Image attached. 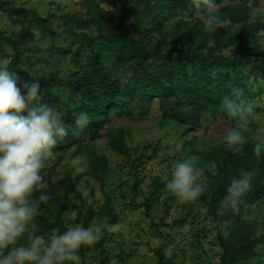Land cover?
<instances>
[{
	"label": "trees",
	"instance_id": "obj_1",
	"mask_svg": "<svg viewBox=\"0 0 264 264\" xmlns=\"http://www.w3.org/2000/svg\"><path fill=\"white\" fill-rule=\"evenodd\" d=\"M75 1L82 3L83 15L43 17L37 10L12 9L6 0H0V13L19 16L22 31L17 36H8L0 26V64L10 60L6 66L18 76L21 86L26 81L39 80L38 103L58 111L68 132L65 137H57L53 149L55 159L42 170L44 177L60 165L65 152L75 148L87 158L88 170L82 175L95 179L105 189L109 160L91 150L86 141H94L108 132L110 148L131 157L126 141L128 130L109 129L115 115H133L132 108L146 113L157 101L162 125L174 122L189 133L203 127L202 118L206 113H228L224 105L226 98L239 105L251 99L245 80L252 76L256 82L264 80V47L260 36L264 19L251 17L250 3L256 0H234L220 7L221 15L230 19L231 24L215 32L205 30L204 19L181 17L182 12L190 9L188 0H145L142 7H137L135 0ZM116 7L121 9L119 16L110 10ZM55 22L65 26L76 46L74 51L50 49L51 54L69 60L74 69L57 90L54 78H39L33 73V55L41 50H32L39 39L36 27L43 29L52 40L58 38ZM6 47L12 54L8 55ZM63 90L68 92L70 100L65 101ZM61 108H64L62 113ZM81 112L87 114L89 124L79 130L74 120ZM234 128L245 139L238 151L224 144L220 155L216 150L202 154L206 170L215 174L217 182L208 204V217L222 252L218 264L250 261L264 245V233L258 236L246 218L247 212L264 201V152L259 157L254 154V147L259 143L255 140L254 128ZM186 145L195 151L192 142ZM149 150V146L142 149L134 162L136 169L142 167ZM212 162L216 164L214 172L210 168ZM246 174L251 176V189L234 209L226 204L228 190L234 180ZM160 189L155 183L153 193ZM38 196L39 192L33 199ZM48 209L47 203H40L38 213L26 227L33 228L35 236H44L58 226L46 212ZM102 213L108 218V224H118L119 214L110 199L105 202ZM95 217L96 213L90 210L81 214L79 221L88 227ZM111 233L105 231L103 242ZM29 237L25 231L18 245L26 246ZM103 255L106 260L105 251ZM156 256L159 264H170L162 251Z\"/></svg>",
	"mask_w": 264,
	"mask_h": 264
},
{
	"label": "rangeland",
	"instance_id": "obj_2",
	"mask_svg": "<svg viewBox=\"0 0 264 264\" xmlns=\"http://www.w3.org/2000/svg\"><path fill=\"white\" fill-rule=\"evenodd\" d=\"M137 7H142L145 0H135ZM190 9L182 12L181 17L204 19L197 8V0H188ZM12 9L26 8L37 10L43 17L49 14L83 15L84 7L75 0H6ZM220 7L234 3V0H220ZM251 17L264 19V0L250 3ZM116 15L121 14L120 7L110 8ZM19 16L0 13V26L8 36H17L21 31ZM26 25L27 22H25ZM59 36L52 40L43 29L36 27L38 41L32 50H41L34 54L33 73L39 78H54L55 90L64 84L73 69L69 60L51 54L53 48L76 46L70 39L65 26L54 23ZM264 47V30L260 33ZM8 55L12 50L6 47ZM44 60V61H43ZM5 59L4 64L9 63ZM249 87L251 99L240 105L244 111L236 117L226 114L206 113L202 118L203 127L187 133L185 127L174 122L162 125V112L156 101L146 113L139 108H132L133 115L114 116L110 130L126 128V141L131 150V157L120 155L110 148L108 132L94 141H86L89 148L109 160V171L105 189L95 179L75 174L70 161L79 154L74 148L63 154V160L50 174H45L48 182L46 191L51 196L46 212L51 220L58 224L54 231L45 234L47 241L53 232L60 233L69 227L82 225L80 215L90 210L96 213L90 225L108 224V218L102 208L110 199L119 214V231L103 242L101 239L93 246L80 251L81 264H159L156 256L162 251L170 264H218L222 252L216 239V231L208 217V204L217 186L215 174H209L205 167L204 152L216 150L222 153L224 137L234 126L252 130L255 140L264 142V80L255 81L252 76L245 80ZM57 93V91H56ZM65 101L70 100L67 91ZM64 108L60 109V112ZM187 142H192L194 150ZM149 146L148 157L142 167L136 169L134 164L142 149ZM219 157V156H218ZM195 158L196 166L204 167L200 181L206 186L205 192L195 201L181 203L166 187L171 178L170 173L176 162ZM222 163V158H218ZM55 163V162H54ZM138 164V163H137ZM155 183L161 186L158 193H153ZM246 218L252 222L258 236L264 233V201L254 206ZM33 228H27L30 237L26 246L35 237ZM106 252L107 259L103 255ZM241 264H264V245L257 249V256Z\"/></svg>",
	"mask_w": 264,
	"mask_h": 264
},
{
	"label": "clouds",
	"instance_id": "obj_3",
	"mask_svg": "<svg viewBox=\"0 0 264 264\" xmlns=\"http://www.w3.org/2000/svg\"><path fill=\"white\" fill-rule=\"evenodd\" d=\"M220 0H197L196 7L204 16L206 31L226 29L231 20L221 15ZM39 80L26 81L22 86L18 76L0 64V264H81L80 250L95 245L105 231H119V224L76 225L62 233L53 232L47 241L43 236L32 238L30 245H18L26 227L39 211L40 203H48V182L41 174L48 162L55 159L53 151L57 137L68 132L62 125L58 111L40 100ZM230 117L244 109L232 99L224 101ZM75 127L88 126L86 113L76 115ZM245 139L238 129L224 137L230 150H239ZM264 142L254 147L259 157ZM86 157L77 156L70 161L75 174L87 172ZM210 168L216 169L215 162ZM204 167H197L195 158L176 162L167 181V190L181 203L197 200L206 190L200 181ZM251 176L234 180L229 188L226 204L237 209L242 197L251 189ZM39 192L37 199H33Z\"/></svg>",
	"mask_w": 264,
	"mask_h": 264
}]
</instances>
